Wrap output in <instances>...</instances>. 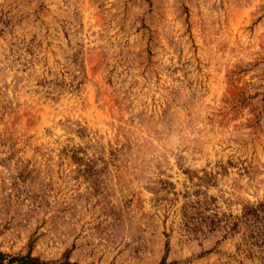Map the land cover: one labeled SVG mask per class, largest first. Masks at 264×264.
<instances>
[{
  "label": "rangeland",
  "instance_id": "rangeland-1",
  "mask_svg": "<svg viewBox=\"0 0 264 264\" xmlns=\"http://www.w3.org/2000/svg\"><path fill=\"white\" fill-rule=\"evenodd\" d=\"M0 264H264V0H0Z\"/></svg>",
  "mask_w": 264,
  "mask_h": 264
},
{
  "label": "trees",
  "instance_id": "trees-1",
  "mask_svg": "<svg viewBox=\"0 0 264 264\" xmlns=\"http://www.w3.org/2000/svg\"><path fill=\"white\" fill-rule=\"evenodd\" d=\"M29 259H30V258H29ZM11 260H12V259H11ZM11 260H10V261H11Z\"/></svg>",
  "mask_w": 264,
  "mask_h": 264
}]
</instances>
